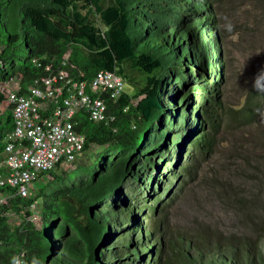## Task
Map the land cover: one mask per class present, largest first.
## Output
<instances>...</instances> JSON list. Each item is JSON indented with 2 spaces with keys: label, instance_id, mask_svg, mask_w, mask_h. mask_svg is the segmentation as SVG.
I'll use <instances>...</instances> for the list:
<instances>
[{
  "label": "trees",
  "instance_id": "1",
  "mask_svg": "<svg viewBox=\"0 0 264 264\" xmlns=\"http://www.w3.org/2000/svg\"><path fill=\"white\" fill-rule=\"evenodd\" d=\"M218 28L210 0H0V84L16 77L25 93L57 71L89 81L110 70L133 89L108 100L113 120L75 116L85 136L81 153L103 147L90 164L76 159L70 172L42 173L49 179L34 197L0 187V264L16 255L22 264H162L155 210L150 229H142L123 189L130 181L154 191L155 165L167 171L186 146L208 141L204 120L219 107L224 71ZM3 100L0 91V106ZM13 127L7 107L0 111V162ZM38 200L40 227L28 219ZM10 215L20 218L16 226ZM178 240L169 247L183 250L184 264H257L254 249L235 238Z\"/></svg>",
  "mask_w": 264,
  "mask_h": 264
},
{
  "label": "rangeland",
  "instance_id": "2",
  "mask_svg": "<svg viewBox=\"0 0 264 264\" xmlns=\"http://www.w3.org/2000/svg\"><path fill=\"white\" fill-rule=\"evenodd\" d=\"M210 1L224 71L219 107L204 120L209 139L202 147L186 146L179 163L167 171L162 163L155 165L154 191L140 192L135 183L127 182L125 206L136 208V222L144 230L150 229L149 209L155 210L164 249L162 264H184L183 250L176 247L174 252L169 244L180 243L179 238L194 243L199 236L210 244L231 238L247 242L256 263L264 264V91H260L264 89V0ZM126 90L133 91L128 85ZM193 100L198 103L196 97ZM102 150L92 146L76 162L88 165ZM74 169L75 164L56 171ZM160 174L164 177L159 180ZM48 179L46 175L34 183L31 197ZM39 204L38 200V213ZM141 207L148 211L139 213ZM9 221L16 226L20 218L10 215Z\"/></svg>",
  "mask_w": 264,
  "mask_h": 264
},
{
  "label": "built area",
  "instance_id": "3",
  "mask_svg": "<svg viewBox=\"0 0 264 264\" xmlns=\"http://www.w3.org/2000/svg\"><path fill=\"white\" fill-rule=\"evenodd\" d=\"M0 91L4 97L0 111L10 108L14 122L0 162L4 169L0 187L28 198L42 173L72 165L83 150L85 136L76 130L77 113L84 111L95 122L113 120L108 100L116 103L127 90L121 75L99 70L89 81L57 71L35 79L25 93L15 77L1 82ZM3 201L0 196V204ZM30 209L28 219L40 227L36 203ZM21 256L16 255L10 264H22Z\"/></svg>",
  "mask_w": 264,
  "mask_h": 264
},
{
  "label": "clouds",
  "instance_id": "4",
  "mask_svg": "<svg viewBox=\"0 0 264 264\" xmlns=\"http://www.w3.org/2000/svg\"><path fill=\"white\" fill-rule=\"evenodd\" d=\"M262 71H264V70H262ZM260 91H264V89H261Z\"/></svg>",
  "mask_w": 264,
  "mask_h": 264
}]
</instances>
